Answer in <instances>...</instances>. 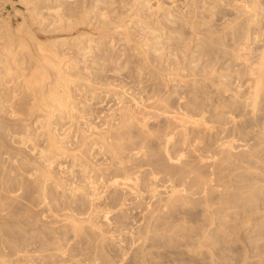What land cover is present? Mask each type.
Segmentation results:
<instances>
[{"label": "rangeland", "instance_id": "rangeland-1", "mask_svg": "<svg viewBox=\"0 0 264 264\" xmlns=\"http://www.w3.org/2000/svg\"><path fill=\"white\" fill-rule=\"evenodd\" d=\"M20 2L0 264H264V0Z\"/></svg>", "mask_w": 264, "mask_h": 264}, {"label": "bare ground", "instance_id": "bare-ground-1", "mask_svg": "<svg viewBox=\"0 0 264 264\" xmlns=\"http://www.w3.org/2000/svg\"><path fill=\"white\" fill-rule=\"evenodd\" d=\"M107 24V23H106ZM10 24H9V22L7 23V20H5V19H2L1 18V20H0V45L3 43L1 40H2V31L4 30V29H9L10 28ZM69 30V34H67V37H65V43L69 40V41H76L77 40V42L78 43H80L81 45H82V48H86L87 47V45H88V39H86V40H84L83 38H74L73 37V35H74V33H72L73 32V30H71L69 27L67 28V29H65V31H68ZM75 31V30H74ZM5 41H7V42H5ZM4 42L5 43H7V44H10L11 46H13L14 44H13V42H12V40H10V39H8V38H5V40H4ZM57 44V43H56ZM55 44V45H56ZM256 79H255V83H256V85L257 86H259V85H261L262 84V80H263V78H264V56H263V63L261 64V66H260V68H258V70L256 71ZM2 110V109H1ZM0 113H1V111H0ZM124 176V175H123ZM116 177V176H115ZM125 179H126V177H125ZM123 180H124V178H123ZM127 180V179H126ZM125 180V181H126ZM116 181V180H115ZM120 181V180H119ZM119 181H116L115 183L118 185V186H120V185H124V187L127 185V183L125 184V183H120ZM127 182H128V180H127ZM91 183V182H90ZM93 183V182H92ZM91 183V185L93 186V184ZM120 184V185H119ZM91 186V192H93V190H92V187ZM128 186V185H127ZM126 186V187H127ZM95 188V187H94ZM93 188V189H94ZM96 189H98V188H96ZM95 189V190H96ZM89 190H90V188H89ZM94 190V191H95ZM98 191V190H97ZM89 193V194H92V193ZM96 192V191H95ZM94 192V193H95ZM93 196H94V194H92ZM91 195V196H92ZM88 196H90V195H88ZM97 196V194L95 195V197ZM89 198V197H88ZM93 199V198H92ZM95 199V198H94ZM90 200H91V197H90ZM95 200H97V199H95Z\"/></svg>", "mask_w": 264, "mask_h": 264}, {"label": "built area", "instance_id": "built-area-1", "mask_svg": "<svg viewBox=\"0 0 264 264\" xmlns=\"http://www.w3.org/2000/svg\"><path fill=\"white\" fill-rule=\"evenodd\" d=\"M21 8L20 0H0V18L17 21L20 18L18 11Z\"/></svg>", "mask_w": 264, "mask_h": 264}]
</instances>
